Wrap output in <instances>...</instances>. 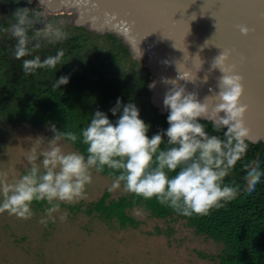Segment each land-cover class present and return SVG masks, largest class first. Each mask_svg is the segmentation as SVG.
<instances>
[{
  "label": "clouds",
  "instance_id": "1",
  "mask_svg": "<svg viewBox=\"0 0 264 264\" xmlns=\"http://www.w3.org/2000/svg\"><path fill=\"white\" fill-rule=\"evenodd\" d=\"M14 15V56L22 59L32 54L29 44L33 48L40 44L28 35L27 8L18 9ZM238 27L241 33L248 34V27ZM63 55L57 51L43 59L39 55L22 59L23 71L33 74L38 69L56 68ZM229 60L230 53L222 51L212 64L213 69L222 72L213 110L218 117L214 127L223 130V137L210 134L201 123L209 108L207 98L201 102L197 93L178 84L179 79H190L183 73L176 80H165L173 85L163 99L169 126L151 137L150 125L140 117L138 107L124 104L120 98L110 109L113 115L119 113L115 122L105 112L95 110L78 132L49 124L50 137L39 136L27 142L22 174L17 175L11 168L0 169V213L28 220L35 215L33 203L43 202L46 206L39 220L41 225L47 227L49 221L55 223L57 219L64 222L68 213L62 211L61 205L86 199L93 171L99 173L105 167L113 176L109 191L122 190L146 200L156 198L160 204L188 217L207 215L213 208L234 200L241 191L254 192L264 177L259 158L243 165V186L225 183L246 155L249 136L248 105L242 100L244 77ZM68 82L69 77L61 76L52 87L61 88ZM165 141L167 146L162 148ZM78 142L85 151L69 150V145Z\"/></svg>",
  "mask_w": 264,
  "mask_h": 264
},
{
  "label": "trees",
  "instance_id": "2",
  "mask_svg": "<svg viewBox=\"0 0 264 264\" xmlns=\"http://www.w3.org/2000/svg\"><path fill=\"white\" fill-rule=\"evenodd\" d=\"M3 3L4 6L0 8V114L35 125L51 122L58 129L78 132L90 121L91 114L95 110L105 112L110 120L115 122L119 113L113 115L110 109L120 98L124 104L134 103L138 107L140 117L150 125L149 137L168 128L169 112L160 111L148 97L150 92L147 85L151 79L150 70H141L145 67L144 60L132 57L131 50L123 40L117 42L119 37L116 34L110 32L92 34V30L76 25L72 27L73 32L66 37L65 41L55 44V49H50L46 45H54V43L45 40L44 37L40 39L38 29L33 27L32 22L26 24L29 37L35 39L40 47L33 48L29 44L32 54L22 59H34L37 55L43 59L56 55L57 51H62L64 55L56 68H42L33 74H25L22 59H16L14 56L17 40L12 34V29L17 23V18L14 15V9L10 7L12 1ZM28 11H30L29 7L27 15L32 17ZM79 30L82 33H79ZM85 30H88L92 36L84 38ZM95 36L111 40L108 58L103 56L101 46L94 45ZM125 56H129L132 62L126 72L120 66L113 78L107 73L101 74L98 78L95 77L99 71L116 73V61ZM77 60L82 62L81 65L76 66ZM62 65L65 67L62 68ZM100 66H103L102 70ZM44 76L50 78L51 82H48L49 85L46 86L45 92L41 93L38 100H33V91H31L30 99L23 96L24 89H20L22 84ZM61 76L69 77V82L61 88L54 89L53 83ZM82 95L97 100L95 108L91 107L84 113L89 114L87 117L82 114L81 110L85 106L82 103L84 99ZM215 121L216 119L213 118H201V123H204L210 134L223 137V130L215 129ZM247 143L246 155L225 178L226 184L243 186L242 178L245 174L243 165L253 159L259 158L261 167L264 169V138H248ZM166 146L165 141L161 147ZM75 147L82 152L85 151V146L79 142ZM101 172L112 175L107 167ZM169 175H175V173ZM109 198L110 192L106 191L99 200L91 203L89 211L97 210L108 219L116 218L122 226L137 224V220L129 214L128 209L138 205L144 206L154 216L176 215L186 219L198 233L207 234L222 244L218 264H264V177L251 194L241 191L234 200L225 203L221 208H213L209 214L203 216L196 214L190 217L183 216L170 207L160 204L156 198L146 200L131 193L120 199L111 198L109 200ZM36 203L42 204L41 202Z\"/></svg>",
  "mask_w": 264,
  "mask_h": 264
},
{
  "label": "rangeland",
  "instance_id": "3",
  "mask_svg": "<svg viewBox=\"0 0 264 264\" xmlns=\"http://www.w3.org/2000/svg\"><path fill=\"white\" fill-rule=\"evenodd\" d=\"M28 2L33 5V0H13L10 7L16 12L26 8ZM37 8L40 7L35 5L28 11L32 17L27 15V24L33 23L40 39L48 34L61 37L76 26L72 16L56 13L45 18L41 14L42 8ZM94 41L108 58L111 40L95 36ZM116 62V73L106 71L111 78L120 66L126 72L132 63L129 56ZM48 82H51L50 78L39 77L26 81L20 89H24L23 96L27 99L33 91V100H38ZM81 97L85 105L82 114L95 108L97 100L89 99L87 95ZM49 124L52 123L35 125L0 114V169L11 168L17 175L22 174L27 142L39 136L50 137ZM68 148L77 149L75 145ZM92 175L93 182L87 186L86 199L61 205L62 211L68 213L64 222L57 219L55 223L49 221L47 227L41 225L39 220L46 206L43 202L33 203L35 215L28 220L17 219L7 212L0 213V264H218L222 244L207 234L198 233L184 218L154 216L138 205L128 209L137 224L122 226L116 218L108 219L97 210L90 212L91 203L109 191L113 179L112 175L103 172L93 171ZM109 192V200L128 195L122 190Z\"/></svg>",
  "mask_w": 264,
  "mask_h": 264
},
{
  "label": "water",
  "instance_id": "4",
  "mask_svg": "<svg viewBox=\"0 0 264 264\" xmlns=\"http://www.w3.org/2000/svg\"><path fill=\"white\" fill-rule=\"evenodd\" d=\"M11 1L1 0L0 7ZM37 4L45 16H72L75 25L123 40L150 70L148 97L162 112H168L163 99L173 87L165 80L184 73L190 79H179L178 84L197 93L201 102L207 98L209 108L202 118L218 119L213 109L222 72L212 64L228 51L229 64L244 77L248 138H264V0H38ZM238 26L248 27V34Z\"/></svg>",
  "mask_w": 264,
  "mask_h": 264
},
{
  "label": "flooded vegetation",
  "instance_id": "5",
  "mask_svg": "<svg viewBox=\"0 0 264 264\" xmlns=\"http://www.w3.org/2000/svg\"><path fill=\"white\" fill-rule=\"evenodd\" d=\"M30 4V5H29ZM35 5H38L37 4V0L35 1V0H33V5H32V3H30V2H28L27 3V7L26 8H28L29 7V10L31 9V7H35ZM1 8V7H0ZM34 14V13H33ZM43 15V14H42ZM34 16V15H33ZM44 17L46 18V16L44 15ZM73 31H71V32H69V33H66L65 35H63V36H61V37H59V36H56V35H51V34H48V35H46V36H44V39L45 40H48L49 42H51V43H54V45H46V46H48V47H50V49L51 48H53V49H55V47H56V45L59 43V42H62V41H65L66 40V37L68 36V35H70L71 33H72ZM76 32V31H75ZM85 33V35H84V38H87L89 35H91L90 33H88V30H85L84 31ZM79 33H82V31L81 30H79ZM92 34H97V33H95V32H92ZM92 36V35H91ZM120 38L118 39V43L120 42ZM56 44V45H55ZM78 62L76 63V66H79V65H81V61L80 60H77ZM101 63V62H100ZM102 65V64H101ZM65 67V65H62V68H64ZM104 67L106 68V65H104ZM100 69L102 70L103 69V66H100ZM142 71H146V70H148L149 71V69L145 66L143 69H141ZM106 74V72L105 71H99V73L95 76L96 78H98V76H100L101 74Z\"/></svg>",
  "mask_w": 264,
  "mask_h": 264
}]
</instances>
